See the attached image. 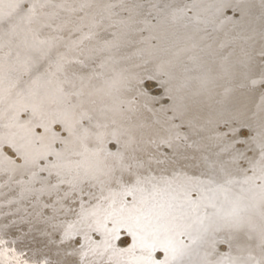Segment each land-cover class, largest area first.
<instances>
[{"label":"bare ground","instance_id":"1","mask_svg":"<svg viewBox=\"0 0 264 264\" xmlns=\"http://www.w3.org/2000/svg\"><path fill=\"white\" fill-rule=\"evenodd\" d=\"M104 1H86L93 5V9L104 13L95 16L92 12L79 11V8H76L78 7L76 0H38V2L31 0L30 7L27 9L24 7V14L16 20L24 33L44 41L43 45L34 42L37 50L48 51L49 54L50 50L56 51L57 45L55 38H45L40 35L50 34L49 31L43 33V30L47 29L45 24L50 25L51 21L53 22L55 33L51 31V27L47 30L53 34L59 33L66 42H64L65 45L71 44L69 42L72 40V33L78 32L84 25V34H79L78 38L80 43L78 53L87 60L90 69L93 65L102 68L107 83L98 84L99 79L101 81L98 69L95 73L98 74L99 79L96 77L90 82L95 87L101 86L102 92L107 95L105 100H111L113 104L120 106L124 104L123 109L119 111L120 114L117 113V106L115 107L117 114L115 118L121 119L123 129L119 131L121 135L119 137L125 146L124 151L130 157L129 166L126 168L123 162L127 161L116 160L115 162L111 157L102 158L97 162L95 179L89 183L79 181L83 191L78 189L72 180L73 173L60 169L55 171L53 165L48 168L46 174L50 173V179L46 182L42 180L38 182L41 176L34 175L33 169L28 167V164L21 168L25 174L34 175L30 185L26 184V180L22 179L16 168H11L4 163L9 175L15 177L19 187L24 189L27 187V190L34 194V187L39 186L46 197L51 198L48 202L46 198L41 199L50 209L45 210L46 216L41 223L39 217L35 221L32 219L34 223L32 229L40 231L43 226L45 228L52 222L55 223L57 219L61 224H66L69 220L68 216L76 214L73 210H76L79 203H86L82 205L83 209L87 210H92L98 203L102 211L108 209L111 202L118 207V199L115 198L113 201L110 195L112 191L131 186L143 190L142 185L149 189H152L151 186L159 188L160 177L164 179L163 185L170 183L172 186L171 183L177 180L174 177L176 175L184 177L188 174L203 172V176H207L208 180L212 178L214 182H217L216 180L230 174L228 173L230 166L231 168L239 166L242 171H249L247 179L254 176L255 179L261 180L260 184H264V147L259 143L264 142V86L253 88L257 97L251 95L253 89L248 91L246 88L239 89L235 86L240 84L239 81L244 80L245 75L254 78L255 74L260 76L264 72V0H239L238 13L233 20H230L232 22H221L222 16L218 11L223 10L229 0H182L186 4L189 3L190 8L195 11H192L187 20L178 19L175 14L161 8L175 4V0H154L152 2L154 6H151L149 2L140 11L132 7L128 0H115L119 4L117 10L120 12L119 18L112 17L108 8L104 7L112 0ZM4 2L9 5L14 4L15 0H4ZM5 9L8 10L6 7ZM2 13L0 11V14ZM144 14H150V18ZM144 18L153 19V21L150 25H146L147 23L142 20ZM78 23L82 24L78 25ZM198 31L207 35L203 38L201 45H198L197 41V38L200 39ZM69 51L71 53L72 50ZM66 54H68L67 51ZM78 68L81 69L83 66L80 65ZM85 79H90V76L85 74L84 77L79 78L80 81ZM71 83L64 81V94H68ZM182 90L183 93L180 94ZM9 93L7 91L4 93L7 99L10 98ZM100 93L101 91L98 90L94 93L95 95L88 94L90 100L87 105L94 102L93 108L96 107L98 100L96 98L101 96ZM163 95H168L169 99H164ZM67 98L68 96L65 97ZM16 104L24 105L25 103L24 100L21 102L19 100ZM107 106L109 108V104L105 103L104 107ZM101 108L97 106L95 109L102 112ZM96 110L90 109L94 113ZM84 114L86 115L85 112ZM109 117L114 118L113 116L103 117L102 123L95 121L99 123L95 126L98 131L111 124L113 119ZM10 119L16 127L22 130L27 129L26 123H20L15 116H11ZM178 121L184 124L181 129L186 137H183L190 147L179 152L174 149L175 154L167 159L165 155L170 153L169 150H164L165 155L158 153L157 150L161 151V145L157 143L163 137L168 139L176 126L180 129ZM243 122L248 123L249 128L240 129ZM112 123L118 126L117 121ZM58 130L59 128L56 127L55 131ZM47 137L45 134V140L41 141L44 149L51 147L49 141H46ZM49 139L50 143H53V138ZM17 141V152L24 153V158L27 156L30 160L35 155L32 146L34 145L33 137L29 136L26 130L24 135L19 134ZM212 144H217L218 152L211 150ZM110 148L115 149V146ZM13 150L9 147L3 149L9 156L13 154ZM34 159H31V162ZM19 160H17L18 163ZM167 160L168 163H166ZM69 170L71 171V168ZM55 172H58V177L51 175ZM233 172L232 169V175ZM59 182L63 184L60 187ZM203 183L205 186L210 185L208 181ZM163 185L162 188H164ZM212 186L215 185L212 184ZM138 193L136 192L129 199V207L140 201L141 196L137 197ZM72 194L76 196V200L74 199L71 203V199L74 198ZM83 195H86L85 199ZM143 195L146 197L148 194ZM98 198H104V200L100 202ZM254 203L256 215L259 216L257 218L260 219L254 220L252 215L240 214L229 219L205 220L201 225V237L199 235L195 242L189 243L188 251L195 248L197 253H194V256H198L202 262H209L211 258L222 253L240 257L243 253L241 244L245 248L253 247V245H255L253 248L257 247L256 243L251 242L264 240V199ZM1 209L2 206L0 211ZM30 211L33 216L34 210ZM84 222L88 224L90 219ZM48 231L40 233L44 235L42 239L47 242L50 250L55 251L54 254H46L51 259L49 264H80L77 258L80 252H86V258L84 257L86 260L83 264H105L106 262L107 264H134L135 260L141 261L142 258L144 260L147 257V252L145 253L139 247L134 254H126L124 257L99 246L91 252L88 246L83 245L82 239H74V235L73 241H67L65 247H56L51 243V240H54L52 230ZM247 233H254L257 236L248 238ZM70 234V230L64 233L67 237ZM213 236L218 238L214 240ZM26 238L31 243L32 251L40 248L41 243L33 234H28ZM245 238L247 240L244 242ZM130 240L125 239L121 242L126 244ZM188 242L187 240L185 243L188 244ZM38 252V255H35V252H32V255L41 257L43 252ZM249 252L255 254V251ZM70 254L72 257L69 258ZM127 256L131 259V263L123 262ZM258 256L263 259L262 264H264V250L260 251ZM156 257L164 258L165 254L158 253ZM141 264H143L142 261Z\"/></svg>","mask_w":264,"mask_h":264},{"label":"water","instance_id":"2","mask_svg":"<svg viewBox=\"0 0 264 264\" xmlns=\"http://www.w3.org/2000/svg\"><path fill=\"white\" fill-rule=\"evenodd\" d=\"M86 1L87 0H76L75 3H77L78 5V7L76 8H79V11L88 13L92 12L93 14H95V16L97 14L99 16V14L101 13L102 15L104 14L100 10L93 9V5H90V3H86ZM153 1L154 0H128L132 7L136 8L139 11L149 2L151 3V6H154L152 5ZM238 1L239 0H229L225 4L223 10H218L220 11L219 15L222 16L221 19L219 17L217 18H219L221 22H232L230 20H233L235 14L238 13ZM36 2H38V0H36ZM104 2H107V0H105ZM123 3L126 4V2ZM174 3L175 4L166 5L161 8H164V10L169 13L175 14L177 18L181 20H187L192 11H194L190 8L189 3L186 4V2L182 0H175ZM30 5L31 0H27V3L24 7L27 9L30 7ZM157 6H159V4ZM5 7L8 8V10L5 9ZM104 7L108 8L112 17L119 18L120 12H117L119 4L116 3L115 0L110 1L108 5H104ZM122 7H124V5H122ZM0 11L3 12L2 14H0V17H3L5 19H7L10 15L15 14L14 9L10 8L4 2V0H0ZM144 16L150 18V14H144ZM142 20L147 23L146 25H150V22L153 21V19L149 20L145 18ZM81 24L82 23H78V25ZM45 26L47 29L51 27V31L55 33V26L52 21L50 25L45 24ZM47 29H44L43 33H47V31H49L50 34H39L45 38L52 37L56 39V51L51 52L52 50H50V54L48 53V51L39 52L35 46V43L43 45L44 41L37 40L31 34L24 33L22 31L21 25H19L17 21H15V27L9 26V31L14 32L15 35H6L3 41H0V137L7 138L4 139L2 143H0V207L2 206V211H0V241L3 242L4 247L13 249L16 252V255L20 257V260L23 262V264L50 263L51 259H49L46 254H54L55 251L52 252V250H50L47 242L42 239L44 235L40 232L45 233L48 230H52L51 233L54 235V240H51V243L53 245H56V247L61 248L65 247L67 241H73L72 236L74 235V239L81 238L83 241V245L88 246L87 248H90L91 252L98 246L100 248H105L103 243V241L105 240V236L95 230V221L97 217L88 218L90 219V223L88 224L86 222H83L82 224H78L76 227L69 228V224L80 219V210L81 208H83L84 204L86 205V203H79L77 205L76 210H73L76 214L71 217L68 216L69 220L66 221V224H61V222H59V219H57L55 223L52 222L50 225L45 226V228L43 226L42 230L34 231L32 229L34 225L33 220L35 221L39 217V221L41 223L46 216L45 210L50 209L47 203L44 204L41 199L46 198L48 202V200L51 198H47L45 192L39 186H37L36 188L34 187V194H31L27 190V187L25 189L19 187L15 177L13 178L9 175L4 163L8 164V166H11V168H16L17 173L22 177L23 180H26V184L29 183L30 185L32 184L31 181L34 180V175H37V177L41 176L38 182H41V180L46 182L48 179H50V173H48V175L46 173L48 171V168L53 165V169L55 171L60 169L63 171L67 170L69 171L68 173H73L72 180L76 184L77 188L83 191V188L81 187L79 181H84V183L93 181L95 179L94 174H97V162L102 160V158L104 159L105 157H111V159L115 160V162L116 160L127 161L126 163L123 162L125 168L129 166L130 162V157H128V155L124 151L125 146H123V144L121 143L122 141L119 137L121 136L119 131L123 129L121 127V119L115 118V107L117 106V113L120 114L119 111L123 109L122 107H124V104L120 106L118 104H113V101L111 100H105V97L107 95L102 92L101 86H99V88L95 87L93 83L90 82L93 80V78L97 77V79H99L100 76L101 81L99 79L98 84L100 82L107 83V80L104 79L102 68L100 66L93 65L90 69L88 67L87 60H84L83 56L78 53V49L80 47L78 38L79 34H84V25L81 26L78 32L76 31L75 33H72L73 37L69 42L71 43L70 45L64 44L65 41L59 33L56 32V34H53L50 30ZM72 31L74 30L72 29ZM140 31L144 32L145 29H140ZM202 33L203 35H201ZM198 35L200 36V39L197 38L198 45H201L203 44V38H205L207 35L204 32L200 31H198ZM73 43L75 46L73 45ZM69 50H72L71 53ZM66 51L68 52V54H66ZM80 65L83 66V68L79 69L78 66ZM258 65H260V63ZM96 69L100 70L98 73L99 76L95 73ZM85 74L90 76V79L80 81L79 78L84 77ZM64 81L72 82L70 85V90H68V94H64ZM241 81L242 82L239 81L240 84H235V86H238L239 89L246 88L248 89V91H252V89L256 88L257 86H264V72L260 76L255 74L254 78L245 75L244 80ZM235 86L233 88H235ZM86 88H90L88 89L89 91ZM98 90L101 91V96L99 98H96L98 100L95 106H101L103 108H101L102 112L97 111L95 109L96 107L93 108L94 102H91L89 106L87 105L88 101L90 100L88 99V94L95 95L94 93H96V91ZM6 91L10 92L9 99H7V96L4 95ZM182 93L183 90L180 91V94ZM251 95L257 97L254 89ZM66 96H68L67 99H65ZM102 97L103 100H101ZM162 97L164 99H169L168 95H163ZM134 99L135 98H133V100ZM19 100L20 102L21 100H24L25 104L17 105L16 103H18ZM105 103L109 104V108L108 106L104 107ZM90 109L96 110V112H91ZM84 112L86 113V115L84 114ZM88 112H90V114H88ZM11 116H15L16 118H18L19 122L22 124L26 123V130H32L31 134L27 132L29 136L33 137L34 145L32 146L35 152V155L32 156L30 160L27 159V156L25 157L26 159L24 158V153L20 154L19 151L17 152L16 146H18V141L16 142V139L19 138L20 133H23L24 135V131L26 130H22L21 128L16 127L11 122ZM108 116H113L114 118H109L113 119V121H117L118 126L114 125V123H112L113 121L111 122L110 119L109 123L111 122V124H109L105 129L102 128L98 131L95 126L99 125V123H96L95 121L102 123V118H108ZM24 117L25 119H22ZM244 122L240 128L242 130L249 128V124ZM178 125H180V129H178V126H176L175 129L172 130L171 134H169L170 136L168 139L167 137H163L161 138L162 140L157 143L159 146L161 145L160 150L162 151L161 152L157 150L158 153L165 155L164 150H169L170 153H168V155H165L167 159L171 158L175 154L174 149L177 150L176 152H179V150L182 151L190 147L188 146L190 144H188L183 137H186V135L182 132L183 130L181 129L182 127H184V124H181L178 121ZM56 127L59 128L58 131H55ZM162 131L164 132V129ZM45 134H47L48 137L51 136L49 138H53V143H50V139L48 137L46 138V141H49L48 143L51 146L50 148L49 146L46 147V149H44L41 145V141L45 140ZM89 139L91 140L89 141ZM240 141H237V143H240ZM259 143L262 147H264L263 141ZM110 146H115V149L110 148ZM6 147L14 149V152L11 156L7 155V153L3 151V149ZM217 148V144L211 145V150L218 152ZM33 158L35 159L33 160V162H31V159ZM18 159H20V164L17 162ZM166 163H168V160L166 161ZM27 164L28 167H31L33 169V176L25 174L24 171H22L21 168L26 167ZM69 168H71V171L69 170ZM122 169L126 171V169ZM232 169L234 170L233 175ZM235 169L237 170V172ZM247 172L249 171L247 170ZM247 172L242 171L239 166H233V168H231L230 166L228 169V173L230 174H227L225 177H223V179L221 178L219 180H216L217 182H214L215 180H213L212 178H209L208 180L207 176H203V172H200V174L199 172H196L195 174H188L184 177L181 175L174 176L178 181L174 180V182L171 183L172 186L170 185V183H167V185L169 186L163 185L165 183L164 179L160 177V181L162 183L159 182V188L151 186L152 189H149L142 184L141 187H143V194H148L146 197H150L155 190L156 199L158 200L164 196V193L182 191H187L190 194V198L192 200H197L199 199V194L206 189H213L222 185L234 186L235 182L237 181H244L249 179L250 182L256 180L257 183H261V180L255 179L254 176L247 179ZM51 175H54L55 177L59 176L58 172L52 173ZM204 181H208L210 185L205 186L203 183ZM138 184L137 186H139ZM212 184L215 186H212ZM60 185L62 186L63 184L59 182V187ZM162 185L164 188H162ZM109 192H111V190H109ZM120 192L121 188L117 189L116 191H112V193ZM32 195L34 197H32ZM72 195V198H74L71 199L72 201L70 200L71 203L74 202V199L76 198L74 194ZM138 196H141V192L138 193L137 197ZM85 198L86 195H83V199ZM116 198L118 199L119 206L121 197L117 196ZM130 198L131 196L123 197V200L127 206L129 204ZM98 200L102 202L104 198H98ZM111 203L113 204V202ZM32 209L34 210L33 216L32 212L30 211ZM211 212L212 210L209 209L208 215L202 217V224L203 222H205V220L208 221L209 219L213 218ZM257 217L259 216H257L256 214L254 216L252 215V218L254 220L260 219ZM108 227H111L110 223ZM68 230L71 231L69 237L64 235V233ZM47 233H49V231ZM28 234H33L34 237L40 241L41 245L39 249H34L33 251L30 249L31 243H29L30 241H28L26 238ZM255 236L257 235H255L254 233H247L246 237L254 238ZM66 237L68 239H66ZM213 238L215 240L218 237L216 238L215 236H213ZM125 239L131 240L129 243L123 244L121 241ZM182 239H184V242H187L188 240L186 238ZM246 240L247 238H245L244 242ZM188 241V245L190 246L189 243L192 242V240ZM251 243H256V249L253 248L255 245H253V247L245 248L243 244H241L243 253L240 257L248 260L249 264H251V262H258V264H262L263 259H261L258 255L260 254V251L262 252L264 250V240H253ZM112 245L115 249L114 252L121 257H124L126 254H134L138 248H136L135 252L127 251V249L132 245V238L126 230H121L120 239L113 240ZM199 246L200 242L198 243V247ZM56 247L54 249H56ZM77 248L79 247L77 246ZM108 249L113 251L112 248ZM38 251L43 252V255L41 254V257H34L32 255V252H35V255H38ZM249 251H255V254ZM158 253L160 254L164 252L157 250L152 253V260L154 264H160V262L165 259V257L157 258L156 256L158 255ZM194 253H197L195 252V248L191 249L190 251H186L187 255L185 254L182 258L185 264H219L220 261H224V264H227L228 258H230L231 256L235 257V255L232 254L229 255L226 253H222L217 257L211 258L209 262H202L200 258H198V256H194ZM71 254L68 255L69 258L72 257ZM85 255L86 252H80L77 256L80 264H83L85 262ZM9 260L11 261V256H9ZM130 260L131 259H128L127 256L123 262L131 263ZM141 261L143 263V258ZM105 264H107V262Z\"/></svg>","mask_w":264,"mask_h":264},{"label":"snow or ice","instance_id":"3","mask_svg":"<svg viewBox=\"0 0 264 264\" xmlns=\"http://www.w3.org/2000/svg\"><path fill=\"white\" fill-rule=\"evenodd\" d=\"M26 3L27 0H15L14 4L8 5L17 11L7 19L0 17V41L6 35H15L9 31V26L15 27V21L24 14ZM27 132L31 134L32 130L28 129ZM4 139L7 138L0 137V143ZM136 192H141L140 201L127 206L123 197L134 196ZM110 195L113 201L117 196L121 197L118 207L109 204L108 209L102 211L98 203L92 210L82 208L80 219L69 224V228L82 224L89 217H97L95 230L105 236V250L112 248L115 251L112 241L119 240L121 230H126L132 238V245L127 251L135 252L139 247L147 252L143 264H154L152 253L157 250L165 253V259L160 264H185L182 258L190 246L182 238L195 242L200 235L202 217L208 215V210H212L213 218L219 219H229L240 214L255 215L254 202L264 199V184L237 181L234 186L222 185L206 189L197 200H192L187 191L164 193L158 200L155 190L150 197H145L143 190L137 187H126L120 193ZM109 223L111 227H108ZM0 264L23 262L13 249L4 247L0 241ZM134 264H141L140 259L135 260ZM219 264H224V261ZM227 264H249V261L241 257H230Z\"/></svg>","mask_w":264,"mask_h":264}]
</instances>
